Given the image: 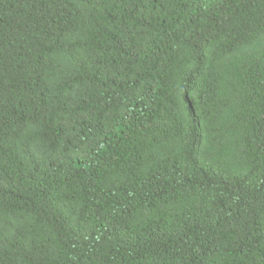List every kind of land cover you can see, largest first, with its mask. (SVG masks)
Here are the masks:
<instances>
[{"label":"trees","instance_id":"obj_1","mask_svg":"<svg viewBox=\"0 0 264 264\" xmlns=\"http://www.w3.org/2000/svg\"><path fill=\"white\" fill-rule=\"evenodd\" d=\"M0 264H264V0H0Z\"/></svg>","mask_w":264,"mask_h":264}]
</instances>
